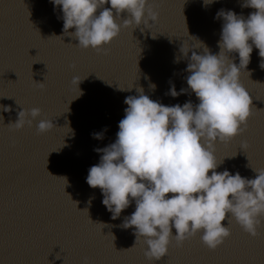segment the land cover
I'll return each instance as SVG.
<instances>
[{"label": "water", "instance_id": "water-1", "mask_svg": "<svg viewBox=\"0 0 264 264\" xmlns=\"http://www.w3.org/2000/svg\"><path fill=\"white\" fill-rule=\"evenodd\" d=\"M150 2L159 12L158 23L150 29H122L105 46L108 54L98 55L76 47L79 41L64 34L62 11L51 0H0V106L12 109L0 110V264H84L85 259L88 264H148L144 238L135 244V229L121 227L135 203L113 220L100 189L86 182L89 168L100 160L94 149L115 141L127 107L124 101L138 95L137 89L166 106H182L188 100L198 104L194 93L166 95L173 84L178 92L188 87L185 70L192 52L185 58L180 49L201 54L202 49L194 48L201 42L218 54L223 20L215 19L217 12L232 10L246 18L254 11L242 7L245 0H216L207 8L203 0ZM121 15L127 18V13ZM231 57L238 65V54ZM260 63L258 49L253 48L247 68L251 76L241 70L252 116L243 135L215 145L217 160H223L218 172H239L253 179V169H264ZM73 76L86 77L79 84L80 96L71 84ZM34 81L45 83V89ZM34 107L42 116L31 128L6 127L22 108ZM43 118L56 127L38 135L35 125ZM100 132L102 139L93 138ZM222 223L231 236L215 251L203 245L200 233L182 248L173 240L168 255L154 264H264V228L253 239L231 217Z\"/></svg>", "mask_w": 264, "mask_h": 264}, {"label": "clouds", "instance_id": "clouds-1", "mask_svg": "<svg viewBox=\"0 0 264 264\" xmlns=\"http://www.w3.org/2000/svg\"><path fill=\"white\" fill-rule=\"evenodd\" d=\"M51 2L62 11L64 34L79 41L76 47L92 49L98 55L108 54L105 46L122 29L134 30L141 25L150 29L159 21V12L150 0ZM214 2L203 0V5L207 8ZM109 4L110 8L105 7ZM242 7L254 11L246 18L232 10L217 12L215 19L223 20L218 54L201 42L200 47H194L202 49L201 54L180 49L185 58L192 52L185 70L188 87L178 92L173 84L166 95L176 98L194 93L198 104L188 100L182 106H166L137 89L138 95L124 101L127 107L115 141L94 149L100 160L89 168L86 182L100 189L102 203L113 220L135 203V211L125 217L121 227L135 229V244L144 238L148 264L165 258L173 240L177 248H182L200 233L203 245L215 251L231 236L229 227L222 223L229 217L253 239L261 235L258 229L264 228V169H253V179L239 172L233 175L228 170L216 171L223 160H217L215 145L243 135L252 116V99L241 83V70L251 76L247 68L253 48L258 49L259 67L264 70V0H245ZM98 9H102L99 14ZM122 13H127V18H122ZM70 29H75L74 33ZM232 53L238 54V65ZM71 67L76 69V65ZM85 78L73 76L71 80L79 96V84ZM34 83L40 90L45 89V83ZM150 87L156 89L155 84ZM22 109L17 120L6 126L11 131L31 128L42 116L40 108ZM0 110L12 111L5 106ZM35 127L37 134L43 135L56 126L53 120L43 118ZM93 138L102 139L103 132L93 133ZM84 264H88L87 259Z\"/></svg>", "mask_w": 264, "mask_h": 264}]
</instances>
